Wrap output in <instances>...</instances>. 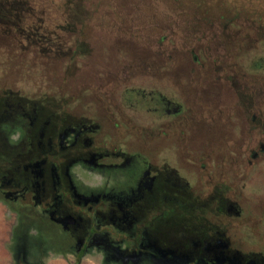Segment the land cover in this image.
<instances>
[{
    "label": "flooded vegetation",
    "instance_id": "af4514ba",
    "mask_svg": "<svg viewBox=\"0 0 264 264\" xmlns=\"http://www.w3.org/2000/svg\"><path fill=\"white\" fill-rule=\"evenodd\" d=\"M181 1L0 0V71L27 55L36 65L81 68L88 33L111 45L101 47L105 62L94 64L106 73L92 96L74 102L47 96L31 115L11 95L0 97V124L7 113L11 131L23 134L5 149L0 144L9 156L0 172V200L17 219L7 237L12 245L5 246L10 264H54V257L81 264L94 246L108 264H264V249L243 248L238 235L249 222L241 204L245 182L264 156L258 17L240 7L264 0H239L234 9L225 0ZM163 2L204 7L185 46L178 42L185 30L179 23L169 32L159 24L176 22L162 14ZM73 5L74 20L67 11ZM86 8L90 16L83 15ZM144 112L149 123L142 122ZM84 164L112 177L139 164L143 174L128 193L107 195L98 185L81 188L74 170ZM183 194L192 200L181 206H189V218L178 215L174 202ZM89 208L97 219L78 244L69 225L76 219L86 228L80 214ZM117 216L129 222L125 259L97 234L110 220L119 225Z\"/></svg>",
    "mask_w": 264,
    "mask_h": 264
},
{
    "label": "rangeland",
    "instance_id": "374dc122",
    "mask_svg": "<svg viewBox=\"0 0 264 264\" xmlns=\"http://www.w3.org/2000/svg\"><path fill=\"white\" fill-rule=\"evenodd\" d=\"M74 2V0H72ZM89 1L88 3H92L95 0H85ZM100 1V0H98ZM106 2L110 0H105ZM126 4H133L134 1L137 0H120ZM149 3V0H147ZM168 1V0H163ZM186 1V0H185ZM185 1H181L184 3ZM196 1V0H195ZM214 1V0H208ZM227 3L234 4V7H237L236 4L239 2L241 5L242 3L239 0H225ZM147 3L148 11H152L154 7L150 6ZM74 4V3H73ZM232 6V5H231ZM162 14L167 16L171 15L172 19L176 18V22L174 23L169 21H163L159 23L164 29V31L169 32L172 29V24H178L183 27L185 30L183 33H180L179 43H182V46H185L188 42H190L191 37L195 36L194 29L195 27L199 28V21L195 18H201V15L204 13V7H196V6H185V7H169L165 2L162 5ZM200 10V13L197 12V9ZM87 9V8H86ZM89 9V7H88ZM83 11L84 16H90L89 10ZM217 9V8H216ZM219 9V8H218ZM217 9V12H219ZM223 10V8H221ZM240 9L249 13V16L258 17V31H259V56L264 63V4H258L255 6H248V7H240ZM202 10V11H201ZM237 11V9H235ZM67 11L69 15L72 16V20L76 17L75 6L67 7ZM251 11L253 13H251ZM200 15V16H196ZM178 16V17H177ZM203 16V15H202ZM87 18V17H86ZM89 18L84 19V25L88 31L91 30L90 25L87 22ZM165 20H170L168 18H164ZM198 21V22H197ZM87 22V23H86ZM88 24V25H87ZM196 30V29H195ZM102 36V34H98ZM92 35L88 33L87 41L90 42L89 45L86 47V53L83 55V65L81 68L76 69H67L61 70L58 66L47 65L41 66L36 65L34 60L31 61V56L27 55L26 57H22L20 59L11 60L13 64H11L8 68L2 69L0 71L1 74V84H0V97L5 98L9 97L12 99L13 104L19 105L26 114H32L35 107L40 104V102H44L47 96H55L56 98H69L70 102H74V99L82 96V95H93L90 92L92 89H96L98 85L101 83L99 80L100 73H106V71H98L94 64L105 62L106 55H104V51L101 47H106L111 49V45H107L106 38H91ZM85 45V44H84ZM5 46V45H3ZM3 58H7L8 56L3 55ZM5 62V61H4ZM23 62V63H21ZM33 62V63H32ZM136 87V86H134ZM91 93V94H90ZM66 102V103H70ZM48 104L55 105L54 102H48ZM74 104V106H73ZM72 108H76L75 106H80L81 103L77 102L72 103ZM60 107V104L58 105ZM146 108L147 107H143ZM144 122L149 123V118L147 112L143 113ZM7 113L3 115L2 124H0V144L3 145V149H5L8 144L18 143L21 139L22 131L16 129L14 132L11 131L12 125L8 122ZM213 141L219 142V135L211 134ZM220 137V136H219ZM1 148V147H0ZM2 149V150H3ZM0 149V172H5L7 168L6 162L9 161V156L4 150V153ZM259 165L257 169L254 171L253 177L245 182L247 197L241 201L242 206L244 207V218L249 220V222L244 223L240 230H238V235L242 240H244L245 249H255L260 250L261 248L264 249V156L259 157ZM74 172L81 177L80 185L82 189L91 188V187H98L103 189V192L107 195L114 194L115 196H122L124 192H129L130 182L132 184H137L140 181L143 174V167L137 164L132 169H128L123 173L117 174L114 177L112 176H105L100 172H94L89 170V168L84 164L81 165L79 168L74 170ZM179 175V174H178ZM168 177L166 178V180ZM126 182H129L126 183ZM173 183L174 182L172 179ZM244 185V183H242ZM179 185V184H177ZM181 186V185H179ZM181 188V187H179ZM141 189V187H140ZM120 193V194H119ZM137 193V192H136ZM186 194L180 195L178 199L174 202L178 203L179 206L177 208L178 215L180 214H188L186 218H189L190 215L188 210L190 209L187 204L184 205L182 208V203L192 202ZM125 201H129L130 197L126 196V199H122ZM96 198H89L84 199L82 205L83 207L87 208V205L94 203ZM116 201V198L113 199ZM21 206V204H19ZM18 206V207H19ZM189 208L187 209L186 208ZM101 212H106L104 209H99ZM176 212L174 211V216ZM84 220L87 221L88 226L85 228L84 226L78 227L77 220L74 219L73 223L69 226L73 230L72 232L76 235V241L78 240V244L83 241L86 242L87 235L91 231L92 222L91 220L97 219V213L95 210L86 209L85 214H80ZM116 215H110L114 219ZM119 222L118 224L113 223L110 220L109 223L105 224L103 228L99 231L100 236L104 239V243L109 246V248L113 249L111 252L117 253L119 256L121 255L125 259V255L123 252H126L127 247L130 245V232H129V222L124 224L122 220H120V216H117ZM13 222H17L14 214L11 213L5 202L0 200V264H10V260L8 259L7 252L5 250V246L9 244L8 242V234L12 232ZM262 222L261 228L258 226L259 223ZM246 224V225H245ZM248 224V225H247ZM12 225V226H11ZM7 238V239H6ZM11 244V241H10ZM9 244V245H10ZM12 245V244H11ZM99 251V252H97ZM140 254V253H137ZM107 255V254H106ZM109 255V253H108ZM104 252L100 248L96 246L92 247L87 251V253L82 257L81 264H108L107 259H104ZM140 255H134L132 257L137 258L139 260ZM67 259L71 260L72 257L67 256ZM114 261V260H113ZM51 262L54 264H65V262L58 258H51ZM114 264H118L117 262H113ZM139 264V263H135Z\"/></svg>",
    "mask_w": 264,
    "mask_h": 264
},
{
    "label": "trees",
    "instance_id": "16d2710c",
    "mask_svg": "<svg viewBox=\"0 0 264 264\" xmlns=\"http://www.w3.org/2000/svg\"><path fill=\"white\" fill-rule=\"evenodd\" d=\"M5 110V109H4ZM5 112V111H4ZM3 151V153H4V150H2ZM6 152V151H5Z\"/></svg>",
    "mask_w": 264,
    "mask_h": 264
}]
</instances>
